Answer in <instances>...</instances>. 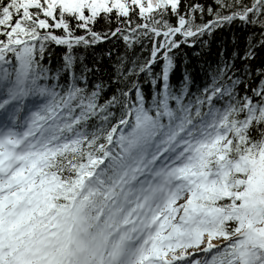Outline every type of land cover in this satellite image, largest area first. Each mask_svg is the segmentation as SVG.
Returning a JSON list of instances; mask_svg holds the SVG:
<instances>
[{
	"label": "snow or ice",
	"instance_id": "snow-or-ice-1",
	"mask_svg": "<svg viewBox=\"0 0 264 264\" xmlns=\"http://www.w3.org/2000/svg\"><path fill=\"white\" fill-rule=\"evenodd\" d=\"M255 12L0 0V264H264V90L218 108L219 72L171 84L177 54L215 60L204 35Z\"/></svg>",
	"mask_w": 264,
	"mask_h": 264
},
{
	"label": "trees",
	"instance_id": "trees-1",
	"mask_svg": "<svg viewBox=\"0 0 264 264\" xmlns=\"http://www.w3.org/2000/svg\"><path fill=\"white\" fill-rule=\"evenodd\" d=\"M196 2L197 0H189V3ZM211 2L212 0H201L205 5ZM246 3L250 5L252 0H246ZM203 39L209 41L215 60L206 53L196 56L190 49L177 54L175 69L171 74V84L177 91L183 90L185 86L192 93L202 91L213 84L218 72L225 85L218 108H226L233 100L239 103L238 97H243L245 92L256 96L258 90H264V13H249L246 19H231L205 34ZM253 53L254 59L251 58ZM205 60L212 63L207 74L203 71ZM198 69L200 71L197 76ZM221 69L224 71L220 72ZM225 73L230 74L232 79H226Z\"/></svg>",
	"mask_w": 264,
	"mask_h": 264
}]
</instances>
